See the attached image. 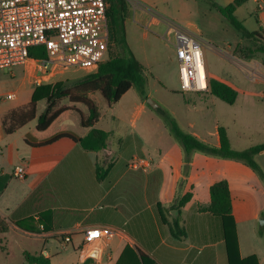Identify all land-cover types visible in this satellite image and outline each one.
<instances>
[{
  "label": "crops",
  "instance_id": "0c3cea01",
  "mask_svg": "<svg viewBox=\"0 0 264 264\" xmlns=\"http://www.w3.org/2000/svg\"><path fill=\"white\" fill-rule=\"evenodd\" d=\"M251 1L256 11L264 10V0ZM125 2L126 41L144 68L127 31L130 18L138 21L144 13ZM152 22L159 23V19L153 17ZM203 44L212 46L204 41ZM214 48L211 50L215 53ZM225 55L232 57L234 63L243 62L244 67L258 63ZM30 60L34 62V58ZM205 69L208 79L221 81L237 93L236 87L209 67ZM22 70L34 91L38 84L34 85L31 73L23 67ZM258 79L263 80L259 76L252 81L264 86V81ZM89 97L99 110L96 93ZM130 102L135 115L119 118L128 126L130 136L125 141L118 140L119 150L115 153L107 147L108 139L105 148L96 152L85 151L67 139L46 145L63 132L77 137L87 134L88 129L80 124V113L87 114L82 105H73V109L59 115L42 132L36 130V119L13 133L4 131L3 116L27 106L30 101L0 115V218L7 224V230L0 233V264H11V250L20 257L17 264L24 262L25 251L41 253L51 264H228L221 221L206 210L210 204V187L223 180L230 192L239 257L255 256L258 264H264V229L260 230L262 227L255 223L258 218H264L259 195L264 190L255 174L248 166L232 162L209 166L204 160L198 164L199 156L193 155L185 161L181 154L174 163L146 157L134 128L146 109V102L140 97ZM45 106V100L36 102V117ZM113 106L107 105V108L112 110ZM99 123L100 118L94 128L110 136L111 131L100 127ZM218 144L219 141L214 147ZM136 160H143L146 165H133ZM17 166L25 169L24 179L13 177L12 171ZM98 171L103 177L101 180L97 179ZM206 178L204 189L200 186ZM186 194L191 195L190 199L178 205ZM38 221L44 222L48 230H41L42 224L36 233L26 229ZM91 227L105 231L97 240L86 242L84 232ZM60 234L70 237L67 245L61 243ZM52 243L61 245L63 252L69 254L58 259L60 253L51 251Z\"/></svg>",
  "mask_w": 264,
  "mask_h": 264
},
{
  "label": "rangeland",
  "instance_id": "374dc122",
  "mask_svg": "<svg viewBox=\"0 0 264 264\" xmlns=\"http://www.w3.org/2000/svg\"><path fill=\"white\" fill-rule=\"evenodd\" d=\"M231 1L127 0L132 9L142 10L144 13L143 18L138 21L130 18L127 31L128 37L131 38V46L143 62L146 84L141 95L138 94L136 88L127 91L112 110L107 108L104 99L96 93L101 116L99 126L111 131L107 147L114 153L119 150L118 140L125 141L130 136L128 126L119 121V118L135 115L129 102L139 97L143 102L151 98L159 107L155 110L146 103V109L134 124L146 157L162 158L165 163H174L182 154L186 161L182 145L169 134L158 110L171 116L181 130L211 146H215L218 142V126L226 129L230 145L234 150H245L264 142V92H261L264 86L252 81L255 78L247 77L245 72L247 67L255 63L244 67L243 62L234 63L232 57L225 55L226 53L248 62L254 60L264 64V54L259 51L264 40L255 42L241 38L232 25L211 7V3L225 6ZM235 16L248 31H255L258 25H264V10L256 11L255 3L251 0L238 7ZM153 17L159 19V23L152 22ZM168 23L172 27L186 30L205 43L208 42L212 48L215 47L214 53L209 45L203 46L204 67H209L217 76L237 88V98L234 104H226L211 96L209 89L201 93L179 91L177 59L170 43L173 35L168 32ZM158 38H161L160 41ZM117 54L118 48L114 44H109L105 59ZM22 67L29 74L31 73L33 83L36 85L35 80L39 76L38 64L27 60ZM22 67L0 70V115L9 109L25 105L31 99L33 86L29 78L24 75ZM85 74L87 73L82 69L71 67L59 69L44 82L61 83L62 88L66 89L72 87ZM260 77L263 80H258L264 81V76ZM13 92L16 97L8 99V95ZM58 102L59 105H68L65 98ZM192 155L199 156L198 164H202L205 160L209 166L221 165L225 161L245 165L241 161L224 159L199 151H192L188 157ZM254 161L264 175V151L256 154ZM251 171L262 183L264 190V177L262 179L256 172ZM207 180L208 178L204 179L200 187L204 188ZM259 195L261 206L264 207V191L259 192ZM263 221L264 218H258L255 222L256 226L262 227L260 230L264 229V225L261 226ZM61 248V245L52 243L51 251L55 250L60 253L58 259H63L69 254L63 252ZM18 259H20L18 253L11 250L10 263L17 264Z\"/></svg>",
  "mask_w": 264,
  "mask_h": 264
},
{
  "label": "trees",
  "instance_id": "16d2710c",
  "mask_svg": "<svg viewBox=\"0 0 264 264\" xmlns=\"http://www.w3.org/2000/svg\"><path fill=\"white\" fill-rule=\"evenodd\" d=\"M243 1L244 0H234L232 3L225 6L211 3V7L232 25L241 35V38L253 40L255 42L263 41L264 26L258 25L257 30L248 31L243 23L235 16L234 12L236 8L240 6ZM105 3L110 44H114L115 47L118 48V54L109 56L98 65L94 72L85 74L70 88L63 89L61 83H47L36 86L32 93L30 103L27 106L11 110L3 116L2 125L7 134L13 133L15 130L34 119H36V130L42 132L46 130L59 115L73 109V105H82L86 108L87 114L82 115L80 113V124L83 128L88 129L87 134L84 137H77L70 133L63 132L46 142V145H50L62 139H67L75 144H79L85 151L96 152L105 148L109 133L94 128L100 118V113L97 105L89 95L99 93L106 104L111 107L131 88H136L138 94L141 95L146 84L144 68L136 59L126 41L125 18L127 6L125 0H105ZM257 23L259 22L257 21ZM259 51L264 54V44ZM29 56L34 59L44 58V48H31L29 50ZM208 89L211 95L229 105L234 103L237 96L234 89L215 79H208ZM62 98L67 99L68 105L58 104V101ZM40 100H45L46 106L36 117V102ZM158 112L161 113L164 125L169 134L182 145L186 155V161L189 153L192 151H199L224 159L241 161L263 179L264 175L260 167L254 161V156L264 151V142L251 146L245 150H234L230 146L225 129L223 127H218L219 144L217 147H214L181 130L176 121L166 112L162 110H158ZM102 178L103 177L99 175L98 171L97 179L101 180ZM209 194L210 204L206 210L221 221L222 240H224L225 243L228 264H258L255 256L244 259L239 257L235 224L231 215V197L227 182L223 180L213 184L209 189ZM190 197V194H186L178 202V205H183ZM41 224L44 225L41 230L47 231L48 227L45 226L42 221L35 222L33 227H27L26 229L36 233L39 232V225ZM175 227L178 228L177 225ZM6 230L7 224L0 218V233ZM23 258L24 262L22 264H51L49 258L41 253L32 254L25 251L23 252Z\"/></svg>",
  "mask_w": 264,
  "mask_h": 264
},
{
  "label": "built area",
  "instance_id": "2783aa9c",
  "mask_svg": "<svg viewBox=\"0 0 264 264\" xmlns=\"http://www.w3.org/2000/svg\"><path fill=\"white\" fill-rule=\"evenodd\" d=\"M168 32L173 35L180 91H208L203 41L169 23ZM109 44L105 0H0V70L24 65L31 59V48L43 47L45 57L34 59L39 74L35 83L40 85L59 69L95 71L105 60ZM245 72L251 79L264 76V64L255 63ZM14 97L9 94L7 98ZM133 165L146 163L136 160ZM12 175L24 179L25 169L17 166ZM104 231L101 227L87 228L84 240H97ZM60 238L63 245L70 242L67 234H60Z\"/></svg>",
  "mask_w": 264,
  "mask_h": 264
},
{
  "label": "water",
  "instance_id": "95a60500",
  "mask_svg": "<svg viewBox=\"0 0 264 264\" xmlns=\"http://www.w3.org/2000/svg\"><path fill=\"white\" fill-rule=\"evenodd\" d=\"M146 103L150 105L152 108H154L155 110L159 108L158 105L151 98H147ZM263 225H264V221L261 222V226Z\"/></svg>",
  "mask_w": 264,
  "mask_h": 264
}]
</instances>
